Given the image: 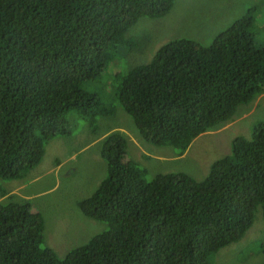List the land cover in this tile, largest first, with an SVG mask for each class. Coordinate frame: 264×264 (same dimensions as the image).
<instances>
[{
	"label": "trees",
	"instance_id": "1",
	"mask_svg": "<svg viewBox=\"0 0 264 264\" xmlns=\"http://www.w3.org/2000/svg\"><path fill=\"white\" fill-rule=\"evenodd\" d=\"M172 6L173 0H0V179L24 178L46 141L71 132V110L91 111L87 122L112 114L98 98L101 88L89 84L109 64L116 68L109 73L114 96L140 136L175 155L264 91V46L240 25L208 45L173 38L148 63L124 68L118 55L131 44L128 29ZM101 155L108 174L77 206L108 228L60 258L45 244L44 220L28 201L0 202V264H211L215 252L245 235L257 206L264 220V121L249 138L234 137L200 180L181 171L146 179L127 158L120 132L105 137Z\"/></svg>",
	"mask_w": 264,
	"mask_h": 264
},
{
	"label": "rangeland",
	"instance_id": "2",
	"mask_svg": "<svg viewBox=\"0 0 264 264\" xmlns=\"http://www.w3.org/2000/svg\"><path fill=\"white\" fill-rule=\"evenodd\" d=\"M251 23H238L249 14ZM127 31L129 47H123L118 56L124 57V68L148 63L155 51L176 37L195 39L208 45L217 33L226 34L240 25L250 31L255 45L264 46V0H173L170 11L161 17H140ZM220 35V36H221ZM118 70L120 67H117ZM116 68L91 81L92 88H101L98 98L112 114L91 115V122L71 110V132L44 143L42 161L27 170L25 177L16 180L0 179V202L28 201L44 220V241L61 258L69 250L82 245L108 228L105 222L85 216L77 201L91 195L106 171L97 162L101 139L110 132L122 131L127 140L135 142L128 147V158L145 170V178L169 172H185L200 180L208 173L210 164L229 152L232 139L242 135L249 138L255 125L264 121V91L251 102L240 104L233 118L220 126L194 138L183 154L175 155L170 146L146 142L138 133L132 118L115 98V85H111ZM123 76V75H122ZM61 162L57 174L52 173L56 163ZM100 163V162H99ZM38 175L36 181L31 179ZM19 183L22 189L8 197L5 185ZM211 264H264V221L257 206L254 221L245 235L215 252Z\"/></svg>",
	"mask_w": 264,
	"mask_h": 264
},
{
	"label": "crops",
	"instance_id": "3",
	"mask_svg": "<svg viewBox=\"0 0 264 264\" xmlns=\"http://www.w3.org/2000/svg\"><path fill=\"white\" fill-rule=\"evenodd\" d=\"M113 132H115V131H113ZM122 132V131H121ZM110 133H112V132H110ZM110 133H108V134H110ZM107 134V135H108ZM122 134L125 136V134L122 132ZM107 135H105L102 139H101V141H100V145L102 146V142H103V140H104V138L107 136ZM125 138H126V136H125ZM131 139H132V143H134L135 142V138L132 136V138L131 137H129V140H127V138H126V140H127V146L129 147V144H130V142H131ZM101 146H99V153H100V157L102 158V159H99L100 161H98L97 163L98 164H100L102 167H103V169L106 171V174H107V164H106V161L104 160V158L102 157V155H101ZM43 155H44V153H42V155H41V157L39 158V161L38 162H41L43 159H42V157H43ZM100 162V163H99ZM60 164H61V162H58V163H56L55 164V166H54V168L51 170H48V172L49 171H51L52 173H54V174H57V169H58V167L60 166ZM24 177H25V175H23ZM106 176V175H105ZM105 176L101 179V181L100 182H102V180H104V178H105ZM38 178H39V176L38 175H36V176H34L32 179H31V181H36V180H38ZM17 179H20V178H17ZM12 180H16V179H12ZM99 182V183H100ZM14 188H15V192H20V190L22 189L21 187V185H19V183H15L14 182ZM99 185V184H98ZM98 185H97V187H98ZM96 187V188H97ZM96 188L94 189V190H96ZM94 190H92V192L94 191ZM13 191V190H12ZM12 191H10V192H8L6 195H10V194H14V193H12ZM91 194V193H90ZM0 199H2V198H0ZM79 201V200H78ZM77 201V202H78Z\"/></svg>",
	"mask_w": 264,
	"mask_h": 264
},
{
	"label": "clouds",
	"instance_id": "4",
	"mask_svg": "<svg viewBox=\"0 0 264 264\" xmlns=\"http://www.w3.org/2000/svg\"><path fill=\"white\" fill-rule=\"evenodd\" d=\"M242 17H247V18H249V19H250L249 23H251L250 9H249V14H247V15H245V16H242ZM150 18H153V17H150ZM240 18H241V17H240ZM137 21H138V20H137ZM137 21H136V22H137ZM249 23H247L248 26H249ZM132 26H133V25H132ZM132 26H131V27H132ZM131 27H130V28H131ZM130 28H129V29H130ZM129 29H128V30H129ZM217 34H218V33H217ZM250 102H251V101H250ZM248 103H249V102H248ZM241 104H247V103H241ZM239 105H240V104H238V106H239ZM233 116H234V115H233ZM233 116H232L230 119H228L227 121L231 120V119L233 118ZM227 121H225V122H227ZM225 122H224V123H225ZM209 130H210V129H209ZM207 131H208V130H207ZM207 131H204L203 133H205V132H207ZM115 132H120V133H122V132L119 131V130H117V131H115ZM112 133H113V132H112ZM138 133H139V132H138ZM203 133H202V134H203ZM110 134H111V133H110ZM108 135H109V134H108ZM139 135H140V134H139ZM141 138H142V137H141ZM195 138H196V137H195ZM104 139H105V138H104ZM126 141H127V140H126ZM165 146H167V145H165ZM183 153H184V152H183ZM183 153H182V154H183ZM174 154H175V153H174ZM127 158H128V146H127ZM128 159H129V158H128ZM25 174H26V173H24L23 175H25ZM107 174H108V172H107ZM107 174H106V176H107ZM106 176H105V178H106ZM23 177H24V176H23ZM100 183H101V182H100ZM100 183H99V184H100ZM98 186H99V185H98ZM96 189H97V188H96ZM91 195H92V192H91ZM89 196H90V195H89ZM84 198H85V197H84ZM263 221H264V220H263Z\"/></svg>",
	"mask_w": 264,
	"mask_h": 264
}]
</instances>
